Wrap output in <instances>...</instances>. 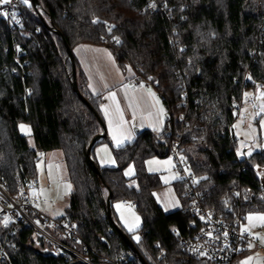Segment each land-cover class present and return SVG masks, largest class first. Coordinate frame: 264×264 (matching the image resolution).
Returning a JSON list of instances; mask_svg holds the SVG:
<instances>
[{
	"label": "trees",
	"instance_id": "1",
	"mask_svg": "<svg viewBox=\"0 0 264 264\" xmlns=\"http://www.w3.org/2000/svg\"><path fill=\"white\" fill-rule=\"evenodd\" d=\"M39 2L36 8L22 0L19 25L0 18V175L8 193L16 196L37 177L41 153L61 151L72 191L60 220L76 224L87 249L54 231L61 241L91 263L107 264L131 250L117 224L147 264H211L190 257L172 233L189 230L185 186L175 184L182 208L166 213L155 197L164 184L147 171L146 161L167 158L179 141L210 209L264 213V149L239 158L233 133L244 92L255 84L264 88V0ZM56 32L72 52L82 44L108 48L122 68L131 67L154 86L167 111L165 129L141 131L121 148L105 136L89 155L102 133V100L91 94L74 57L77 88L89 105L77 95L71 59ZM20 125L30 128L34 149ZM101 142L110 144L115 167L97 163ZM130 165L131 179L124 173ZM122 201L134 203L140 216L137 242L115 220L114 207ZM44 250L55 255L45 256ZM0 264L84 263L53 249L32 228L6 231L0 219Z\"/></svg>",
	"mask_w": 264,
	"mask_h": 264
},
{
	"label": "built area",
	"instance_id": "2",
	"mask_svg": "<svg viewBox=\"0 0 264 264\" xmlns=\"http://www.w3.org/2000/svg\"><path fill=\"white\" fill-rule=\"evenodd\" d=\"M22 5V0H12L11 4L2 5L0 13L7 12L8 15L0 14V18L7 20L12 26L19 25L21 23L19 9ZM154 12L155 9L152 8L151 13ZM147 83L149 82L140 76L131 81L136 87ZM250 102L249 97H244V104ZM168 157L174 160L181 175L180 182L186 188L187 204L184 212L191 217L187 234L184 235L178 230H173L172 233L179 239L190 257L204 259L211 264H233L248 250L249 244H257L256 238L246 228L245 215L236 212L232 207L219 214L208 207L205 194L199 190L200 179L184 155L179 141L172 144ZM35 205L37 201L26 189H20L16 196L10 195L8 185L0 175V219L6 231H11L15 226L32 228L36 235L44 238L53 249L66 252L84 264H93L83 253L65 244L53 234L55 231L65 238H71L86 250V244L79 236L76 224L71 219H54L39 211ZM120 205L128 207L132 203L122 201ZM137 259L138 256L131 249L117 260L108 261L107 264H134Z\"/></svg>",
	"mask_w": 264,
	"mask_h": 264
},
{
	"label": "crops",
	"instance_id": "3",
	"mask_svg": "<svg viewBox=\"0 0 264 264\" xmlns=\"http://www.w3.org/2000/svg\"><path fill=\"white\" fill-rule=\"evenodd\" d=\"M73 54L86 75L91 94L100 97L102 100L101 117L105 127L104 132L113 147L121 148L132 144L137 134L141 131L150 130L159 133L165 129L167 111L154 86L150 83L143 87L132 85L131 81L136 77L135 71L131 67L122 68L108 48L82 44L74 49ZM112 93H115L114 99L111 96ZM153 93L155 94L154 96L152 95ZM157 100L159 103H157ZM117 108H119V112ZM161 109H163V112H161ZM121 114L123 123L120 119ZM114 135L120 141L119 146H117V140L113 139ZM51 152L44 154L49 155ZM95 157L101 167L116 166V161L108 142L98 144L95 150ZM152 161L153 159L146 161L148 172L150 171L149 173L160 176L161 173H157L159 171L153 169ZM179 181L176 180L168 186V196L171 199L168 206L173 207L172 211H168L169 213L182 208V203L175 189V184ZM30 196L32 197L31 194ZM117 205L120 204L118 203L115 206L117 207ZM116 207H114V212ZM128 207L120 205L117 209H126ZM38 210L54 219L62 218L56 216L57 214L51 206L42 207ZM262 250L261 248L259 251L262 252ZM250 252L251 247L248 246V250L237 261V264H240L241 259L249 255Z\"/></svg>",
	"mask_w": 264,
	"mask_h": 264
},
{
	"label": "rangeland",
	"instance_id": "4",
	"mask_svg": "<svg viewBox=\"0 0 264 264\" xmlns=\"http://www.w3.org/2000/svg\"><path fill=\"white\" fill-rule=\"evenodd\" d=\"M246 77L248 78L247 75ZM255 85L254 89L244 92L248 94L244 97H249L251 102L250 104H244L243 101L240 104L233 125V133L237 139V155L241 159L249 158L254 153L264 149V111H261L262 106H264V96H261V93H264V88L259 84ZM26 127L30 130L28 126ZM21 133L27 136L30 147L34 149L35 144L31 136V130H21ZM152 159L153 169L159 171L157 173H161L160 179L164 184V188L156 192L155 197L164 211L169 213L168 211H172L173 207L168 206V203L171 202L168 196V186L176 180H181V175L177 171L173 159L169 157ZM166 161H171V163H165ZM146 169L148 171L147 167ZM124 173L127 178H133L135 175L134 166L127 167ZM26 190L37 201V205H35L37 209L51 206L54 208L57 217L61 218L65 215V211L69 206L72 187L67 179L61 151H52L49 155L40 154L37 163V177L28 181ZM115 210L117 223L127 233L131 234L133 240L137 242V237L139 238L137 231L141 227V219L135 210L134 204L132 203L126 209H117L116 207ZM262 215H264L262 212H251L245 215L246 228L256 238L257 244L252 245L250 254L242 258L240 264H243V262H247V264H264V243H262V239H264V221L256 219V217ZM249 216L253 217L251 221L247 219ZM261 248L263 249L262 252L259 251ZM249 257H251L250 260Z\"/></svg>",
	"mask_w": 264,
	"mask_h": 264
},
{
	"label": "water",
	"instance_id": "5",
	"mask_svg": "<svg viewBox=\"0 0 264 264\" xmlns=\"http://www.w3.org/2000/svg\"><path fill=\"white\" fill-rule=\"evenodd\" d=\"M33 5L36 7V8H39L40 7V2L39 0H31ZM53 30V28H51ZM57 34H59V36L63 39L64 41V44L66 46V50H67V53L69 55V58L71 59V62H72V66H73V69H72V77H73V81H74V88H75V91L77 93V95L82 98V100L87 104L89 105V103L82 97V95L80 94L78 88H77V71H76V66H75V59H74V55H73V52L71 51L70 47L67 45V42L66 40L62 37V35L59 33V32H56ZM101 126H102V133L97 136L91 146H90V150H89V155L91 154L94 146L96 143H98L99 141H101L104 137H105V127H104V124L102 122V120L100 118H98ZM136 133H138L137 130H135ZM91 162L96 170V172L100 175L99 173V169L97 167V165L94 163V161L91 159ZM111 198H112V192H110V195H109V199H108V214L109 216H112V206H111ZM117 231L119 232V234L123 237V239L125 240V242L129 245L130 249H132V251L138 256V259L141 261L142 264H147L144 259L140 256V254L136 251V249L134 248V245L133 243L130 241L129 237L124 233V231L116 224L115 225ZM42 254L45 255V256H48V255H55V251H48V250H44L42 251Z\"/></svg>",
	"mask_w": 264,
	"mask_h": 264
},
{
	"label": "snow or ice",
	"instance_id": "6",
	"mask_svg": "<svg viewBox=\"0 0 264 264\" xmlns=\"http://www.w3.org/2000/svg\"><path fill=\"white\" fill-rule=\"evenodd\" d=\"M11 3H12V0H0V5H6V4H11ZM23 3L24 4H28L29 3V0H23ZM154 6L155 5H152V7H154ZM0 14L5 15V16L8 15L7 12H3V13H0ZM12 15H13V18H15V14L13 13ZM150 79H151V77H150ZM141 87H143V84H141ZM149 91H150V89H149ZM152 95L154 96L155 94L153 93ZM245 95H248V94H245ZM111 96L114 99L115 98V93H112ZM261 96H264V93H261ZM157 103H159L158 100H157ZM117 111L118 112L120 111L119 108H117ZM261 111H264V106H262ZM161 112H163V109H161ZM120 119H121V122L123 123V116H122V114H121ZM110 123H111V121H110ZM20 128H21L22 131H25V130L30 131V130L27 129V127L25 125H20ZM113 139L114 140H117V146H119L120 141L117 139V137L115 135L113 136ZM249 155H250V153H249ZM165 163H171V161H166ZM119 207H120V205H117V208H119ZM247 219L249 221H251L253 219V217L252 216H249V217H247ZM256 219H258L260 221H264V215L258 216V217H256ZM245 230L247 231V229H245ZM225 235H227V234L225 233ZM137 239H139V238L137 237ZM262 243H264V239H262ZM249 247H252V245L249 244ZM248 259L250 260L251 257H249ZM243 264H247V262H243Z\"/></svg>",
	"mask_w": 264,
	"mask_h": 264
}]
</instances>
